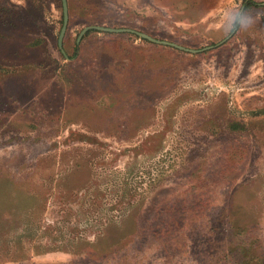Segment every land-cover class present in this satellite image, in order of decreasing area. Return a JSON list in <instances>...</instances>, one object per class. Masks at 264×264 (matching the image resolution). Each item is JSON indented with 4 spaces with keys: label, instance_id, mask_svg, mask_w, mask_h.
<instances>
[{
    "label": "rangeland",
    "instance_id": "obj_1",
    "mask_svg": "<svg viewBox=\"0 0 264 264\" xmlns=\"http://www.w3.org/2000/svg\"><path fill=\"white\" fill-rule=\"evenodd\" d=\"M66 1L0 0V264H264V0Z\"/></svg>",
    "mask_w": 264,
    "mask_h": 264
},
{
    "label": "trees",
    "instance_id": "obj_2",
    "mask_svg": "<svg viewBox=\"0 0 264 264\" xmlns=\"http://www.w3.org/2000/svg\"><path fill=\"white\" fill-rule=\"evenodd\" d=\"M252 3V2H250ZM62 23V14H61ZM235 126V124H232ZM232 235L229 241L230 245L215 250L213 263L211 264H263L259 255L255 254V250L250 246V241H244Z\"/></svg>",
    "mask_w": 264,
    "mask_h": 264
},
{
    "label": "water",
    "instance_id": "obj_3",
    "mask_svg": "<svg viewBox=\"0 0 264 264\" xmlns=\"http://www.w3.org/2000/svg\"><path fill=\"white\" fill-rule=\"evenodd\" d=\"M62 11H63V25H62V28L60 30L59 38H58L59 47L62 46V38L64 36L65 30H66V25H67V20H68V8H67V1L66 0H62ZM91 28L97 29V30L106 31V32H125V31L133 32V33L139 35L140 37L145 38V39H147V40H149L151 42H154V43L163 44V45H167V46H172V47H175V48H178V49H181V50H185V51H189V52L201 51V50H196V49H189V48H186V47L181 46L179 44H176V43H173V42H169V41H166V40H158V39H155V38H153V37H151V36H149V35H147L145 33L134 31V30H131V29H126V28H108V27H102V26H87L80 32L78 39H80V37L82 36V34L86 30L91 29ZM203 49H206V48H203Z\"/></svg>",
    "mask_w": 264,
    "mask_h": 264
},
{
    "label": "clouds",
    "instance_id": "obj_4",
    "mask_svg": "<svg viewBox=\"0 0 264 264\" xmlns=\"http://www.w3.org/2000/svg\"><path fill=\"white\" fill-rule=\"evenodd\" d=\"M227 24H223L226 32L233 31L236 28H247L253 22L252 17L243 9H233L226 13Z\"/></svg>",
    "mask_w": 264,
    "mask_h": 264
},
{
    "label": "flooded vegetation",
    "instance_id": "obj_5",
    "mask_svg": "<svg viewBox=\"0 0 264 264\" xmlns=\"http://www.w3.org/2000/svg\"><path fill=\"white\" fill-rule=\"evenodd\" d=\"M62 25H63V14H62V23H61V28H62ZM66 28H67V25H66ZM84 29V28H83ZM66 31V30H65ZM202 50V49H201Z\"/></svg>",
    "mask_w": 264,
    "mask_h": 264
}]
</instances>
